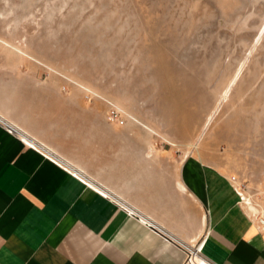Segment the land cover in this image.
<instances>
[{
	"label": "crops",
	"instance_id": "0c3cea01",
	"mask_svg": "<svg viewBox=\"0 0 264 264\" xmlns=\"http://www.w3.org/2000/svg\"><path fill=\"white\" fill-rule=\"evenodd\" d=\"M46 84L0 60V117L85 179L0 124V264H184V252L141 220L189 244L204 239L201 254L214 264H264V226L237 179L201 155H174L139 125L126 139L104 112L94 123L85 99Z\"/></svg>",
	"mask_w": 264,
	"mask_h": 264
},
{
	"label": "rangeland",
	"instance_id": "374dc122",
	"mask_svg": "<svg viewBox=\"0 0 264 264\" xmlns=\"http://www.w3.org/2000/svg\"><path fill=\"white\" fill-rule=\"evenodd\" d=\"M0 60L85 99L126 139L139 125L207 158L264 206V0H0Z\"/></svg>",
	"mask_w": 264,
	"mask_h": 264
},
{
	"label": "built area",
	"instance_id": "2783aa9c",
	"mask_svg": "<svg viewBox=\"0 0 264 264\" xmlns=\"http://www.w3.org/2000/svg\"><path fill=\"white\" fill-rule=\"evenodd\" d=\"M114 114L117 116V112H114ZM0 124L3 125L8 132L14 133L17 136H19V138L27 146H29V147L33 148L34 150L38 151L39 153H41L42 155H44L45 157H47L48 159H50L52 162H55L56 164H58L61 167H63L64 169L71 171V173L74 176H77L81 180H84L85 179V175L82 172H80L79 170L74 169L64 159H62L55 152H52V150H50L44 144H42L40 142H36L33 139H31L26 134V132L23 131L18 126L14 125L12 123H9L8 121L4 120L2 117H0ZM231 179H232V181H234L236 178L234 176H232ZM101 193L104 196L108 197L110 200H112V201L115 202V199H112V197H110L109 195H107L105 192H101ZM237 194H238L240 200L243 201V196H242L241 192H239L237 190ZM121 207L129 215H132V216H135V217L139 218L138 215H136V212L134 210H130L128 207H124V206H121ZM254 216L257 219L258 225L260 227H263L264 226V214L260 212V213H257ZM141 221L144 222L146 225H148L150 228L155 229L165 239L169 240L170 242H172L173 244H175L176 246H178L184 252V254H185V256H184V264H193V262L191 260V257L192 256H198V257L202 258L206 262V264H214L213 262H211L207 258L203 257L202 254H201V248H202L203 240L204 239L201 242H197L195 244H189V243L183 242L182 240H180V239L176 238L175 236L171 235L170 233L166 232L164 229L160 228L156 224H153V223H150V222L148 223V222H145L143 220H141Z\"/></svg>",
	"mask_w": 264,
	"mask_h": 264
},
{
	"label": "bare ground",
	"instance_id": "6f19581e",
	"mask_svg": "<svg viewBox=\"0 0 264 264\" xmlns=\"http://www.w3.org/2000/svg\"><path fill=\"white\" fill-rule=\"evenodd\" d=\"M236 75V74H235ZM236 79H237V75L236 76H234L231 80H230V82H229V84H228V86L225 88V90H224V92H222V94H221V98H223V99H225L227 96H228V94H229V92H230V89H231V87H232V85L236 82ZM237 83V82H236ZM217 110V109H216ZM215 113V110H213L212 112H210L208 115H207V117L205 118V120H204V122H203V124H202V126H201V129H200V132H199V134L197 135V137H196V140H195V142H193V143H190V145H192V146H195V144H196V141L197 140H199L200 138H201V136H202V134L204 133V131L207 129V127L210 125V123H211V121H212V119H213V117H214V114ZM88 183V182H87ZM91 183V182H90ZM94 185V184H93ZM96 185V184H95ZM99 188H101V187H99ZM238 188V187H237ZM239 189H240V191L239 192H241V194H242V196H243V199H244V201L243 202H245V206L248 208V210L251 212V213H253L254 215H256L257 213H260L261 212V210H260V208L259 207H257L252 201L253 200H251L250 198H249V196L247 197V196H245L244 197V195H243V191H242V189L239 187ZM103 191V190H102ZM104 192V191H103ZM105 192H107V191H105ZM117 201V200H116ZM140 217V216H139ZM147 220V219H146ZM146 222V221H145ZM198 257V256H197ZM193 258H195L194 256H192L191 257V259H193ZM198 259L199 260H202L201 262L202 263H205V261L202 259V258H200V257H198Z\"/></svg>",
	"mask_w": 264,
	"mask_h": 264
}]
</instances>
